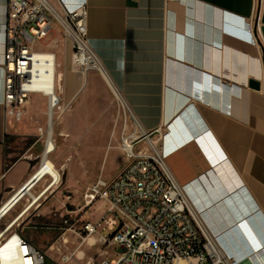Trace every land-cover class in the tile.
<instances>
[{
  "label": "crops",
  "instance_id": "1",
  "mask_svg": "<svg viewBox=\"0 0 264 264\" xmlns=\"http://www.w3.org/2000/svg\"><path fill=\"white\" fill-rule=\"evenodd\" d=\"M61 1L68 9L87 6L88 41L102 69L81 75L71 70L65 54L59 91L71 108L68 119L62 116L59 132L77 139L85 125L90 129L97 122L108 150L114 142L118 149L122 135L132 131L127 115L145 130L169 125V165L203 226L238 258L237 264H264V0ZM52 2L60 7L57 0ZM7 21L8 0H0V210L33 177L42 153L34 151L36 140L5 169L16 133L3 102ZM64 41L57 48H68L69 40ZM250 80L259 82V89L251 88ZM32 94L26 103L40 101ZM116 94L126 103V112ZM35 131L28 134L38 135ZM59 160L52 161L57 165ZM44 179L0 216V231L8 226L6 233L18 230L47 254L46 264H56L59 255L50 245L62 234L58 228L65 225L63 236L75 249L80 236L66 228L81 230L84 221L98 220L106 203L94 220L78 208L71 215L74 221L38 231L33 228L36 220L55 205L48 199L55 185L30 204L39 194L33 189ZM244 227L252 228V238ZM95 239L80 248L84 259L70 264L116 258L118 247Z\"/></svg>",
  "mask_w": 264,
  "mask_h": 264
},
{
  "label": "built area",
  "instance_id": "2",
  "mask_svg": "<svg viewBox=\"0 0 264 264\" xmlns=\"http://www.w3.org/2000/svg\"><path fill=\"white\" fill-rule=\"evenodd\" d=\"M57 1L60 7L52 0H8L3 102L6 115L13 119L22 118V108L32 93L46 95L49 106L50 102L54 103L53 116L56 111L67 108L59 91L61 75L55 52L34 50L37 41L49 38L55 24L71 43L73 62L79 74H85L88 69H102L101 61L88 41L87 6L68 9L61 0ZM37 52L52 57V87L46 88L44 81L32 79L31 69ZM116 97L126 112L123 98L118 94ZM127 118L133 129L122 135L119 145L126 165L115 178L107 180L99 176L90 184L80 208L86 210L103 201L106 209L98 220L83 222L81 230L72 226L66 228L77 231L80 236L79 244L73 250L63 236L66 230L58 228L62 234L50 245L59 255L56 264L78 263L84 259L80 248L92 238L105 246L119 248L116 258L100 264H237L238 258L229 254L219 238L203 226L169 165L170 154L165 147L169 125L145 130L134 116L127 115ZM39 131L43 135V128ZM52 142L53 136H49L47 130L37 168L38 171L46 168L41 179L53 178L50 170L56 165L48 166L50 154L56 149L55 142L50 148ZM45 192L44 188L38 196L42 197ZM9 227L0 231V264L5 255H10L17 264H46L47 254L18 230L6 233ZM33 228L37 229V226ZM85 264L94 263L88 259Z\"/></svg>",
  "mask_w": 264,
  "mask_h": 264
},
{
  "label": "rangeland",
  "instance_id": "3",
  "mask_svg": "<svg viewBox=\"0 0 264 264\" xmlns=\"http://www.w3.org/2000/svg\"><path fill=\"white\" fill-rule=\"evenodd\" d=\"M64 39L61 29L59 30L58 27H55V30L51 32L49 38L45 41L46 44L51 45V48L45 46L44 41H37L34 50L48 49V51L55 52L59 74L63 67V58L66 56L65 54H68L70 57V68L74 72H77L73 62L72 48L69 46V41L67 43L68 48H57L58 45L65 42ZM37 94L39 95L40 101L38 103L34 102L35 104H33L31 100L25 103L22 108V118L20 120L14 119L16 133L12 135L13 141L7 149V163L27 151L36 140L38 144L34 151L37 153L43 149L46 131L48 130L49 102L46 95L33 93L32 96H37ZM65 105H67L65 110L60 112L56 111L53 116L52 136L56 144V149L50 154V158L54 161L60 158L59 161H61V164H57L56 167L61 173V179L55 185L56 191L54 194L50 195L48 198H53L55 200V205L52 207L51 212L41 220L38 219L35 222L38 231L43 230L45 227H52L57 223L61 224L66 219L68 222L74 221L71 217L73 209L77 210L83 206V194L90 184H92L100 174H102L105 179L113 178L126 163L124 157L121 155L119 146L118 149L115 146V142L112 143L113 146L107 150L105 137L102 133L97 131L99 128V125L96 124L97 122H91L92 125L90 129L85 125V131L80 134L77 139L75 135L70 132H59V122L62 116L64 115L66 119L69 118L67 113L70 111L71 107L69 104ZM33 128L36 129L35 132H37L38 135L34 136L28 134V130L31 131ZM40 128H43V135L39 131ZM39 159L40 157L38 160ZM50 181L51 178L41 181L35 189H33V193H40ZM104 206L105 202L101 201L86 210L82 209L81 212L82 215L85 214L86 218L94 220L101 213ZM86 218L84 220H87ZM62 225L63 227L65 226L64 224ZM86 248L87 246L83 245L82 250Z\"/></svg>",
  "mask_w": 264,
  "mask_h": 264
},
{
  "label": "bare ground",
  "instance_id": "4",
  "mask_svg": "<svg viewBox=\"0 0 264 264\" xmlns=\"http://www.w3.org/2000/svg\"><path fill=\"white\" fill-rule=\"evenodd\" d=\"M31 73H32V79L34 81H36V82L44 81L46 88L52 87V79H53V74H54V62L52 60V57L48 54L37 52L36 56H35L33 68L31 69ZM53 104H54L53 102H50V106H49V115H48L49 116V122H48V134H49V136L53 135V131H52ZM52 145H54V142H52L50 144V148ZM53 164H54V162L52 160L48 161V166H52ZM50 171L53 174V178H52L53 182L51 183V181H52L51 180L48 183V185L45 187L46 192L52 186H54L59 181V179L61 178V173L56 167L51 169ZM36 172H35L36 173L35 179H33L32 181L27 183L26 187L23 190L20 189L12 197V200L0 210V216H2L3 213H5L14 204L23 193L30 192V190L35 186V183L34 184H32V183L35 180H37V182H38L43 177L44 173L46 172V168H42L39 171L37 169ZM40 198L41 197L38 195H36L35 197L33 196L30 204L31 205L34 204ZM30 204H29V206H31ZM1 264H17V261L13 260V258L10 255H5V256H2ZM180 264H183V262H181Z\"/></svg>",
  "mask_w": 264,
  "mask_h": 264
},
{
  "label": "water",
  "instance_id": "5",
  "mask_svg": "<svg viewBox=\"0 0 264 264\" xmlns=\"http://www.w3.org/2000/svg\"><path fill=\"white\" fill-rule=\"evenodd\" d=\"M249 86L251 87V88H254V89H259V87H260V84H259V82H257V81H255V80H250L249 81ZM35 177L36 176H33L27 183H29L30 181H32L33 179H35ZM37 182V180H35L32 184H34V183H36ZM27 183L23 186V188L21 189V190H23L25 187H26V185H27ZM31 184V185H32ZM244 231H245V234L249 237V238H252V234H253V232H252V228L251 227H244Z\"/></svg>",
  "mask_w": 264,
  "mask_h": 264
},
{
  "label": "trees",
  "instance_id": "6",
  "mask_svg": "<svg viewBox=\"0 0 264 264\" xmlns=\"http://www.w3.org/2000/svg\"><path fill=\"white\" fill-rule=\"evenodd\" d=\"M12 162H13V161H10L9 163H7V164L5 165V169H7V168L11 165Z\"/></svg>",
  "mask_w": 264,
  "mask_h": 264
}]
</instances>
